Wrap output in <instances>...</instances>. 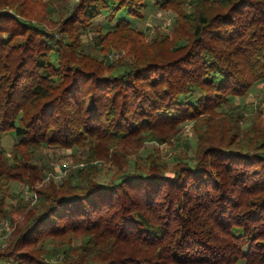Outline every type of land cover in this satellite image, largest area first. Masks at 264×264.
<instances>
[{"label": "trees", "instance_id": "1", "mask_svg": "<svg viewBox=\"0 0 264 264\" xmlns=\"http://www.w3.org/2000/svg\"><path fill=\"white\" fill-rule=\"evenodd\" d=\"M32 1L0 0V139L15 136L0 147V216L17 220L0 260L264 264V128H243L229 102L264 80V0H74L52 25L33 22ZM153 3L176 12L174 32L139 42L133 19ZM104 14L114 23L96 47L129 44L131 60L85 50ZM188 120L201 127L194 156L171 167L155 148L131 165ZM75 146L83 165L48 176L39 153ZM101 162L116 168L107 183ZM46 179L35 202L8 205L10 181Z\"/></svg>", "mask_w": 264, "mask_h": 264}, {"label": "rangeland", "instance_id": "2", "mask_svg": "<svg viewBox=\"0 0 264 264\" xmlns=\"http://www.w3.org/2000/svg\"><path fill=\"white\" fill-rule=\"evenodd\" d=\"M74 0H38V3L34 5L33 1L31 3L32 8L37 7L39 10H32L34 18L33 22L41 21L48 23L49 25L58 23L61 18L67 13L69 5ZM43 9L40 10V7ZM8 9V7H7ZM40 15V16H39ZM42 17V18H40ZM175 18L176 12L172 9L161 8L156 3H153L145 8V16L143 18L133 19L134 27L142 33L141 40L139 42H151L153 38L158 34H168L172 35L175 29ZM117 19V18H116ZM115 19V23L116 20ZM108 17V15H103L100 18L94 20L92 25L81 34V39L84 43V48L100 58L105 60V63L112 62L116 59L126 58L132 59L130 52L131 47L129 44L127 46H115L111 45L106 51L99 50L95 43V34L99 31H106L113 27L114 20ZM51 27V26H50ZM229 102L232 106H240L242 110L246 113V118L240 120V124L245 128L249 124H256L264 128V80L255 83L249 91L243 95L231 96ZM229 108V105L225 109ZM200 122L193 120H188L181 125L180 132L177 137L172 142L159 143L157 141H147L145 147L140 150L139 155L131 156V165L134 164L136 160L144 163L145 157L151 153L155 148L158 149V153L163 160L167 161L172 167L174 163L183 155H195V137L200 129ZM15 140L13 133H6L0 139V147H5L10 150L12 144ZM86 150L83 147H50L44 148L39 153V163L49 162L54 166V170H48V176H52L57 182L61 176L66 173L64 169L65 166H78L83 165V162H75L74 155H84ZM101 171L99 172L98 179L101 182L107 183L114 170L116 169L109 162H101ZM171 173V171L169 172ZM48 179L37 182L36 184H29L26 181H10L9 185L11 191L13 192V197H8L9 206L12 203H16L21 197L25 201L35 202L37 199V194L35 188L41 183H47ZM17 218V214H15ZM13 222V224H12ZM17 220L14 218L12 220L9 216H0V226L4 224L3 228H0V243L7 239L8 235L16 227ZM79 241V239H77ZM74 240V243L77 242ZM7 260H0V264H8ZM13 264V263H9ZM233 264H244L243 260H239Z\"/></svg>", "mask_w": 264, "mask_h": 264}, {"label": "built area", "instance_id": "3", "mask_svg": "<svg viewBox=\"0 0 264 264\" xmlns=\"http://www.w3.org/2000/svg\"><path fill=\"white\" fill-rule=\"evenodd\" d=\"M4 227V224L0 226V228H3Z\"/></svg>", "mask_w": 264, "mask_h": 264}]
</instances>
